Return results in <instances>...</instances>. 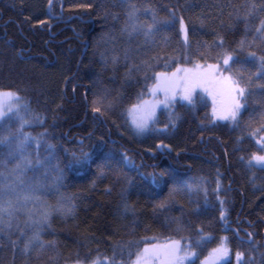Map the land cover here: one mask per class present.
<instances>
[{
	"label": "trees",
	"instance_id": "16d2710c",
	"mask_svg": "<svg viewBox=\"0 0 264 264\" xmlns=\"http://www.w3.org/2000/svg\"><path fill=\"white\" fill-rule=\"evenodd\" d=\"M228 54L235 120L178 87L145 135L132 128L155 73ZM260 57L264 0H0V90L24 100L0 118L16 137L0 143V264H134L171 239L195 249L187 264L222 239V264H264V167L248 163L264 149Z\"/></svg>",
	"mask_w": 264,
	"mask_h": 264
},
{
	"label": "snow or ice",
	"instance_id": "6c2138e0",
	"mask_svg": "<svg viewBox=\"0 0 264 264\" xmlns=\"http://www.w3.org/2000/svg\"><path fill=\"white\" fill-rule=\"evenodd\" d=\"M49 4L51 5V0H49ZM181 30L184 32L185 40H187V30L184 27L183 19L180 20ZM251 55L255 56L254 53ZM232 59L231 54L225 55L223 59L224 65H228L229 61ZM262 68H264V57H260ZM219 72V67L217 65H208L207 69H203L200 65H197L195 69H187V68H177L175 72H173L170 76L167 73H158L156 75L157 84L152 89L153 95L156 94L158 90L163 91L165 94L164 101H155L148 102L145 101V114L136 119L134 117L133 123L138 131L143 132L147 128L148 121L152 118L153 111L152 108L155 104L168 103L170 99H174L175 92L174 89L180 86H183L184 91V99L191 102L192 94L197 87L202 86L205 83L215 82L227 85L228 92L231 99V108L228 113L222 118L228 119L231 118L235 120L237 112L242 107L240 100L245 96V88L241 87L238 81H234L231 76L229 77H221L220 80H217L216 73ZM183 73L181 76L180 74ZM172 93L169 96V93ZM7 97L9 101H19L20 97L18 94L12 91H3L0 90V117L5 116V105L3 103V99ZM7 111L9 113L18 114L19 106L16 108L8 107ZM95 111H99V109H95ZM214 115L216 114V109H213ZM23 127V124L21 125ZM16 137H11V139H15ZM11 139L9 137H0V143H11ZM28 137H24L21 139L17 145V147H23L24 143L27 141ZM255 159L258 162H264V156H255ZM3 192L0 191V212L5 210V202L3 200ZM11 200L7 201V207H11ZM223 216V213H221ZM27 248V245L25 246ZM217 254L226 255V248H219L213 250ZM181 248L178 241L172 242L171 244L166 245H147L143 249V252L138 254L134 264H149V261L159 260L160 264H184V261L187 260L190 256H195V252L186 253L184 256L180 255ZM241 253H237V258L239 259ZM94 264H98V262H94ZM241 264L243 262L241 261Z\"/></svg>",
	"mask_w": 264,
	"mask_h": 264
},
{
	"label": "rangeland",
	"instance_id": "374dc122",
	"mask_svg": "<svg viewBox=\"0 0 264 264\" xmlns=\"http://www.w3.org/2000/svg\"><path fill=\"white\" fill-rule=\"evenodd\" d=\"M182 37L185 38L184 32H182ZM208 65H217L219 67V72L216 73L217 80H220V78L222 76L228 77L226 70L224 69V67L226 65H224L223 62L221 64H200V66L203 69H207ZM196 66H182L180 68L195 69ZM158 73H167L169 76L172 74V72L169 73V72H163V71L155 73L153 81L147 86V89L144 91V93L140 95L139 103L133 104V105L129 106L127 109V117H128L129 123L132 126V128L140 135H145L148 132L150 122H152L155 119L156 114H157L158 110L160 109V107L165 105V103L155 104L154 107L152 108V111H153L152 118L148 121L146 130L143 132H140L137 130V128L135 127V124L133 123V119H134V117L136 119H139L145 114V107H146L145 101L155 102V101H164L165 100V94L163 91L158 90L155 95H153V92H152V89L157 84L156 75ZM180 75L182 76L183 73H181ZM180 87H183V86H180ZM196 90L207 92V93H210L212 95L211 109H212V113H213V109L214 108L216 109V114H215L216 117L222 118V116L226 115L228 113V111L230 110L231 99H230V95L228 92L227 85H224L221 83L210 82V83H205L200 87H197ZM5 92H7V91H5ZM171 95H172V93L170 92L169 96H171ZM19 97H20L19 101H9V99L7 97H5L3 99V103L5 105V114L8 113V111H7L8 107L16 108L17 106H20L21 104L24 103L23 98L20 95H19ZM171 101H172V99H170V101L168 103H170ZM168 103H166V104H168ZM240 103L243 107L242 99L240 100ZM242 107L240 108V110L242 109ZM240 110L237 112V114L240 112ZM213 115H214V113H213ZM227 120H232V119L228 118ZM256 140H257L258 145L260 147L264 148V131L260 132L256 136ZM255 156H264V149H262L261 153H258ZM253 158H251L248 161L249 164L264 167V162H258ZM207 237H208L207 234L202 236V238H207ZM176 241L177 240L171 239V240H165V241L153 242V243L146 244L137 252L136 257L138 254L143 252V249L147 245H166V244H171L172 242H176ZM178 242H179L180 248H181V252H180L181 256H184L186 253H190V252L196 253L195 249L193 247H191V244L189 242H181V241H178ZM222 247L227 249L226 255L217 254L216 252L213 251L215 249H219ZM228 257H229V247H228L227 243L224 241V239H222L221 242L217 246L212 248L208 252V254L206 256H204L199 261V264H222L223 262H225L228 259ZM194 258H195V256H190L187 260L184 261V264H187L188 262L192 261ZM236 258H237V255H236ZM99 260H100L99 258H95V259H92L90 261L76 260V261H73V262L67 263V264H94V262H98ZM149 264H160V261L159 260H155V261L150 260Z\"/></svg>",
	"mask_w": 264,
	"mask_h": 264
}]
</instances>
